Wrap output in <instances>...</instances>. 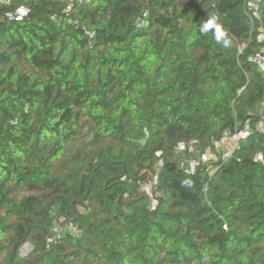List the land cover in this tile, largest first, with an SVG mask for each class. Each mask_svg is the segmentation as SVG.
Instances as JSON below:
<instances>
[{"label": "trees", "instance_id": "trees-1", "mask_svg": "<svg viewBox=\"0 0 264 264\" xmlns=\"http://www.w3.org/2000/svg\"><path fill=\"white\" fill-rule=\"evenodd\" d=\"M249 1L0 4V264H264V78L249 60L263 43ZM19 5L28 16L10 20ZM210 16L230 48L199 31ZM242 131L222 159L217 143ZM155 176L151 198L141 184ZM59 216L82 233L48 247Z\"/></svg>", "mask_w": 264, "mask_h": 264}, {"label": "built area", "instance_id": "built-area-1", "mask_svg": "<svg viewBox=\"0 0 264 264\" xmlns=\"http://www.w3.org/2000/svg\"><path fill=\"white\" fill-rule=\"evenodd\" d=\"M89 1L90 0H69V4L66 6L65 10H70L74 4L77 3L83 4ZM12 3L13 0H0L1 5L11 6ZM248 6L250 9H252L253 16L257 18V20L259 21V26L257 29L258 32L257 40L263 43L262 49L256 52L255 54H253L252 56H250L249 60L258 66L264 78V25L262 24L261 21L257 2L251 0L248 2ZM28 14H29L28 7L25 5H19L13 10H11L7 16L10 20H22L25 17H27ZM261 110L264 112V100L261 105ZM258 128L262 130L263 124L262 123L258 124ZM247 135H248L247 131L239 132L233 136H229L228 134H225L222 140L217 143L218 146H224L226 148L221 158L227 159L232 154V151L238 146L239 140L241 138L246 137ZM195 143L196 141H193L192 144L187 146L186 143L182 142L178 145V149L183 151L188 148L190 151H193ZM160 154L161 152H158V155ZM201 158L203 161H208L210 159L216 160L219 157L218 154L207 151L202 153ZM162 164L163 161L161 160L159 162V166H161ZM195 165H196L195 162L190 161L189 168H187V172L193 173L195 171ZM157 183H158V177L155 176L153 180L142 183L141 190L144 191L148 196L153 198L152 188L153 186L157 185ZM156 204L157 201L155 199H152L153 208H155ZM66 233H69L71 236L78 238L80 237L82 232H81V228L76 222H74L73 220H69L66 216H59L56 223L51 227L49 237L47 239V246L50 247L52 244L57 243L59 240L62 239V237ZM21 251L23 254L28 253L27 251L26 252L23 251V248Z\"/></svg>", "mask_w": 264, "mask_h": 264}, {"label": "clouds", "instance_id": "clouds-1", "mask_svg": "<svg viewBox=\"0 0 264 264\" xmlns=\"http://www.w3.org/2000/svg\"><path fill=\"white\" fill-rule=\"evenodd\" d=\"M199 31L202 34H207L210 31L213 33L214 39L218 44L224 48L232 46V40L229 38L228 33L224 30L223 26L219 23L218 17H208L200 26Z\"/></svg>", "mask_w": 264, "mask_h": 264}, {"label": "rangeland", "instance_id": "rangeland-1", "mask_svg": "<svg viewBox=\"0 0 264 264\" xmlns=\"http://www.w3.org/2000/svg\"><path fill=\"white\" fill-rule=\"evenodd\" d=\"M30 245L29 244H26L24 247H23V251H27V252H29L30 251Z\"/></svg>", "mask_w": 264, "mask_h": 264}, {"label": "water", "instance_id": "water-1", "mask_svg": "<svg viewBox=\"0 0 264 264\" xmlns=\"http://www.w3.org/2000/svg\"><path fill=\"white\" fill-rule=\"evenodd\" d=\"M148 137H149V134L147 133L146 137L141 140L142 145L146 144Z\"/></svg>", "mask_w": 264, "mask_h": 264}]
</instances>
